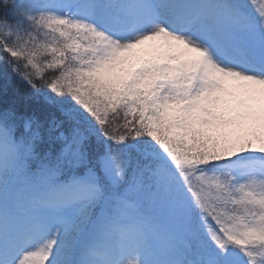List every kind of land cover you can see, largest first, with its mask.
I'll use <instances>...</instances> for the list:
<instances>
[{
  "label": "snow or ice",
  "instance_id": "1",
  "mask_svg": "<svg viewBox=\"0 0 264 264\" xmlns=\"http://www.w3.org/2000/svg\"><path fill=\"white\" fill-rule=\"evenodd\" d=\"M0 264H264V0H0Z\"/></svg>",
  "mask_w": 264,
  "mask_h": 264
},
{
  "label": "trees",
  "instance_id": "2",
  "mask_svg": "<svg viewBox=\"0 0 264 264\" xmlns=\"http://www.w3.org/2000/svg\"><path fill=\"white\" fill-rule=\"evenodd\" d=\"M41 103H43V101H41ZM24 111H27V112H29V113H32L33 112V110H31V109H23ZM35 114H39L38 112H36Z\"/></svg>",
  "mask_w": 264,
  "mask_h": 264
}]
</instances>
